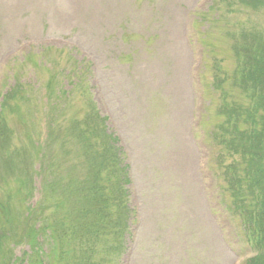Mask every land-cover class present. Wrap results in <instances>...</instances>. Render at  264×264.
I'll return each instance as SVG.
<instances>
[{
  "label": "rangeland",
  "instance_id": "1",
  "mask_svg": "<svg viewBox=\"0 0 264 264\" xmlns=\"http://www.w3.org/2000/svg\"><path fill=\"white\" fill-rule=\"evenodd\" d=\"M240 8L229 0H0V89L16 85L11 104L19 108L7 112V133L19 150L14 175L24 171L32 190L28 203L40 200L48 182L58 195L65 175L86 172L70 130L77 121L92 140L98 136L95 119L83 121L92 97L117 147L132 214L124 241H114L111 251L104 235L103 264H244L254 255L231 214L220 170L244 156L219 145L228 120L220 108L235 100L252 109L225 76L237 74L242 34L264 32V8ZM207 16L220 22L204 23ZM78 63L82 70L64 79ZM217 64L228 94L211 84ZM63 83L69 98L57 95ZM227 130L225 122V136ZM34 138L47 139L37 151L51 157L26 163L22 151L34 154ZM27 249L19 244L13 254L24 257Z\"/></svg>",
  "mask_w": 264,
  "mask_h": 264
},
{
  "label": "trees",
  "instance_id": "2",
  "mask_svg": "<svg viewBox=\"0 0 264 264\" xmlns=\"http://www.w3.org/2000/svg\"><path fill=\"white\" fill-rule=\"evenodd\" d=\"M232 5L245 9L258 10L264 8V0H229ZM242 8H238L241 12ZM223 13V12H222ZM225 15V14H222ZM216 18L215 20H217ZM260 32L246 31L243 43L237 48L240 62L236 78L227 74L225 78L239 83L241 91H245L252 99V109H242L241 113H234L237 108L227 112L228 120L220 128L225 142L221 148L225 151L244 155L237 163H231L228 171L221 177L227 190L233 198L234 214L240 219L243 236L255 250V254L244 264H264V36ZM242 57V58H241ZM73 70L82 66L78 63ZM73 66V67H74ZM87 68V67H86ZM217 77L211 83L219 87L224 75L222 64L219 66ZM50 75L54 81L57 73L52 69ZM60 73V72H59ZM72 72L64 77H69ZM240 76V78H239ZM73 85L76 83L71 82ZM219 84V86H218ZM52 89V84L48 81ZM13 87L3 94L0 111V264H103L98 254L102 253L100 242L104 235L111 238L107 250L111 251L113 242L118 238L124 241L128 231V218L131 217V208L123 189V176L119 173L117 158L118 150L109 138L99 129L98 115L91 106L90 115L95 119L93 131L98 134L92 140L87 128L77 136L85 147L86 162L81 168L86 172L80 177L71 172V179L64 186L62 195L71 192L75 199H79L78 207L70 211L68 197L54 198L53 202L46 203L43 210L37 211L36 206L28 204L31 195L24 193L21 188L25 182L14 176L16 164L11 148V136L7 133V112L18 110V105L11 104L15 89ZM221 87V86H220ZM59 90V97L71 96V90ZM27 87H20L26 91ZM15 101L17 100L14 98ZM233 103H228V108ZM242 117L246 120L243 121ZM229 126L227 136L223 131L224 124ZM79 123V122H78ZM78 129L79 128V124ZM91 123H87V125ZM248 128H243L245 125ZM230 126L233 128L230 129ZM77 127V126H76ZM217 135V133H216ZM218 136V135H217ZM13 174V185L10 183ZM29 175V172L26 173ZM17 183V187L14 185ZM48 193V192H47ZM46 193V194H47ZM17 198L19 203H14ZM68 200H67V199ZM241 209V211H240ZM55 214V215H52ZM126 240V238H125ZM19 244L29 247L24 257L13 254V249ZM124 246H116L112 253H118Z\"/></svg>",
  "mask_w": 264,
  "mask_h": 264
}]
</instances>
